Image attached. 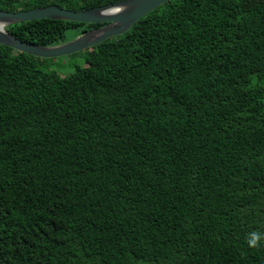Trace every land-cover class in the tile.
Returning <instances> with one entry per match:
<instances>
[{"label":"trees","instance_id":"16d2710c","mask_svg":"<svg viewBox=\"0 0 264 264\" xmlns=\"http://www.w3.org/2000/svg\"><path fill=\"white\" fill-rule=\"evenodd\" d=\"M104 25L6 30L50 47ZM40 60L0 44V264H264V0H171L72 74Z\"/></svg>","mask_w":264,"mask_h":264},{"label":"water","instance_id":"95a60500","mask_svg":"<svg viewBox=\"0 0 264 264\" xmlns=\"http://www.w3.org/2000/svg\"><path fill=\"white\" fill-rule=\"evenodd\" d=\"M170 1L124 0L82 11L64 9L56 5L19 12L0 10V44L42 59L72 55L96 47L113 37L124 35L139 20ZM45 19L105 25L72 41L50 47L29 44L6 30L8 26Z\"/></svg>","mask_w":264,"mask_h":264},{"label":"rangeland","instance_id":"374dc122","mask_svg":"<svg viewBox=\"0 0 264 264\" xmlns=\"http://www.w3.org/2000/svg\"><path fill=\"white\" fill-rule=\"evenodd\" d=\"M68 36H70V34ZM87 59H88V50H84L63 57L42 59L39 61V66L43 70L53 71L59 75L65 76L74 73L80 67L86 66Z\"/></svg>","mask_w":264,"mask_h":264},{"label":"clouds","instance_id":"9594fccd","mask_svg":"<svg viewBox=\"0 0 264 264\" xmlns=\"http://www.w3.org/2000/svg\"><path fill=\"white\" fill-rule=\"evenodd\" d=\"M261 235L259 233H252V238L249 240V246L255 247L257 246L258 241L260 240Z\"/></svg>","mask_w":264,"mask_h":264}]
</instances>
